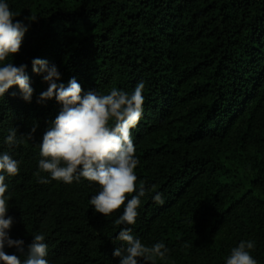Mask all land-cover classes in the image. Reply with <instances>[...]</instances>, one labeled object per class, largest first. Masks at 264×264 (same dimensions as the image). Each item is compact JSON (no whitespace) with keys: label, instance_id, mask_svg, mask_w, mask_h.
<instances>
[{"label":"trees","instance_id":"trees-1","mask_svg":"<svg viewBox=\"0 0 264 264\" xmlns=\"http://www.w3.org/2000/svg\"><path fill=\"white\" fill-rule=\"evenodd\" d=\"M5 2L28 25L9 60L27 66L33 89L30 102L18 86L0 98V153L20 161L5 180L10 238L27 250L44 234L50 264H119L116 237L130 227L146 246L166 245L155 264H226L241 240L255 242L250 254L264 264V0ZM34 59L56 66L57 84L75 78L84 93L131 94L144 82L131 135L137 191L143 181L146 195L134 225L114 223L123 206L108 217L95 212L96 183L36 175L39 144L61 105L40 100L49 85L32 71Z\"/></svg>","mask_w":264,"mask_h":264},{"label":"clouds","instance_id":"clouds-1","mask_svg":"<svg viewBox=\"0 0 264 264\" xmlns=\"http://www.w3.org/2000/svg\"><path fill=\"white\" fill-rule=\"evenodd\" d=\"M5 0H0V98L13 86H18L22 98L31 101L33 89L25 74L26 65L15 66L9 58L18 54L28 25L15 18ZM32 71L44 74L43 80L49 85L40 96L41 101L55 98L61 105L54 122L44 133L39 144V171L49 174L55 181L71 184L81 178L94 182L99 191L89 203L96 213L108 217L123 206V213L114 221L116 225H134L139 215L141 198L146 195L144 182H140L135 169L140 161L135 156V145L131 130L134 129L143 113L144 82L140 81L131 94L111 88L106 94L83 92L75 78L67 86L57 84L60 73L56 66L47 61L34 59ZM36 128H32L34 133ZM31 140L32 136H22ZM5 143L9 146L18 143L17 131L8 130ZM20 161L7 152L0 153V264H50L46 259L48 245L42 233H35L32 243L25 250L22 240H13L9 230L13 218L7 216L9 201L7 177L19 174ZM42 183L47 182L41 180ZM133 193H136L133 195ZM131 197V198H129ZM163 203L162 194L153 197ZM122 243L115 248L113 257L119 264H155L157 258L164 259L168 248L163 242L146 246L133 235L130 227H122L116 237ZM5 247L15 248V254H7ZM255 248L254 241L241 240L233 247L226 258V264H258L250 254Z\"/></svg>","mask_w":264,"mask_h":264}]
</instances>
